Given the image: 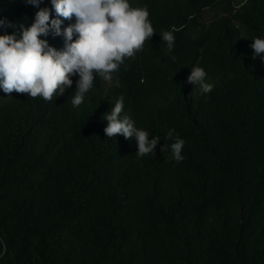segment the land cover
<instances>
[{
  "label": "trees",
  "instance_id": "1",
  "mask_svg": "<svg viewBox=\"0 0 264 264\" xmlns=\"http://www.w3.org/2000/svg\"><path fill=\"white\" fill-rule=\"evenodd\" d=\"M129 3L147 7L156 33L111 85L97 75L78 107V76L52 101L0 98V264H264V59L251 47L264 39V0ZM45 7L57 18L51 0H0L13 25L0 35ZM196 66L212 92L188 83ZM121 96L122 115L160 138L153 153L106 137L103 116ZM169 130L185 141L180 163Z\"/></svg>",
  "mask_w": 264,
  "mask_h": 264
},
{
  "label": "clouds",
  "instance_id": "2",
  "mask_svg": "<svg viewBox=\"0 0 264 264\" xmlns=\"http://www.w3.org/2000/svg\"><path fill=\"white\" fill-rule=\"evenodd\" d=\"M42 0H26L39 7ZM56 17L52 18L47 7L39 8L34 22L25 27L20 25L19 33L0 35V89L6 94L12 92L28 97H41L52 101L53 97L64 95L71 88V77L78 76L75 95L71 101L74 107L84 102L85 94L93 87L98 75L104 81L112 79V73L119 69L125 58H132L143 50L145 42L156 33L149 21L147 7H132L129 0H51ZM72 20L62 29V19ZM13 27L0 20V27ZM62 36L64 47L57 50L46 39L49 34ZM161 39L169 52L174 46L172 31H163ZM254 57L264 59V39L252 40ZM175 61L176 57H171ZM206 71L199 66L192 67L188 83L196 86L203 94L212 92L214 85L206 82ZM124 111L121 96L104 114L107 126L104 133L112 139L122 135L126 140L135 139L136 154L143 157L153 153L160 142L158 136L149 138V133L138 129L135 122ZM166 140L170 145L172 159L183 161L182 150L185 141L169 130ZM165 145L162 148L164 150Z\"/></svg>",
  "mask_w": 264,
  "mask_h": 264
},
{
  "label": "rangeland",
  "instance_id": "3",
  "mask_svg": "<svg viewBox=\"0 0 264 264\" xmlns=\"http://www.w3.org/2000/svg\"><path fill=\"white\" fill-rule=\"evenodd\" d=\"M11 3L17 2L18 0H9ZM246 0H236L237 4H242L243 2H245ZM213 14L214 12H210L208 11L205 16L208 20L213 19ZM107 86L111 85L113 83V79H111L110 81H106ZM14 92H12L11 94H6L3 92L2 89H0V98H8L10 97Z\"/></svg>",
  "mask_w": 264,
  "mask_h": 264
}]
</instances>
